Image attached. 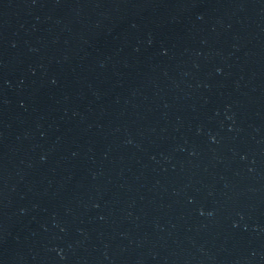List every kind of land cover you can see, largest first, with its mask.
<instances>
[{"label":"water","instance_id":"obj_1","mask_svg":"<svg viewBox=\"0 0 264 264\" xmlns=\"http://www.w3.org/2000/svg\"><path fill=\"white\" fill-rule=\"evenodd\" d=\"M0 152L23 264H264V0H0Z\"/></svg>","mask_w":264,"mask_h":264}]
</instances>
